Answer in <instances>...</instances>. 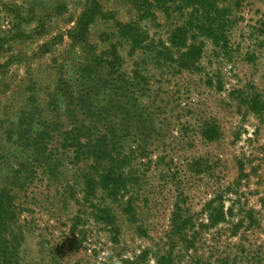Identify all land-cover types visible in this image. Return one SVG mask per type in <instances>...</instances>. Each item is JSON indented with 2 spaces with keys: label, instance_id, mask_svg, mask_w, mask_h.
Returning <instances> with one entry per match:
<instances>
[{
  "label": "rangeland",
  "instance_id": "374dc122",
  "mask_svg": "<svg viewBox=\"0 0 264 264\" xmlns=\"http://www.w3.org/2000/svg\"><path fill=\"white\" fill-rule=\"evenodd\" d=\"M87 1L0 0V184L11 185L21 163L35 172L17 182L18 264H264V110L248 105L251 96L264 101V0H217L228 43L203 39L193 70L157 60L118 27L135 23L169 46L192 5L98 0L74 43L69 32ZM69 110L127 157V195L91 198L108 221L83 200L90 160L59 149L57 171L32 166L31 139L46 127L51 150L54 132L72 124ZM212 125L219 134L210 139L203 130Z\"/></svg>",
  "mask_w": 264,
  "mask_h": 264
},
{
  "label": "trees",
  "instance_id": "16d2710c",
  "mask_svg": "<svg viewBox=\"0 0 264 264\" xmlns=\"http://www.w3.org/2000/svg\"><path fill=\"white\" fill-rule=\"evenodd\" d=\"M157 1L166 2V0ZM143 2L144 0H141L138 5H142ZM182 2L186 5L184 8L179 7L180 10H188L189 5L192 6L185 13L182 11L180 15V17L183 16L182 22L176 21L170 28L166 40L169 46L164 43L165 41L150 37L148 32L138 31L135 23L119 24V32L128 35L133 46L152 49L157 60L169 61L179 69L193 70L202 56L203 39H212L215 43L222 41V45L225 46L228 43L231 25L229 23L230 19L224 11L225 8L218 7L217 0H182ZM99 6L98 0L87 1L76 26L69 32V36L74 43L83 41L88 25L98 14ZM139 9L141 10L142 7H139ZM141 11L140 16L143 18L148 10L143 9ZM118 59V56L115 55L113 60H105L104 62L113 64ZM83 69L88 70L89 73L90 71L93 72L89 64H85ZM70 95H73L71 91L66 94L67 97H70ZM80 97L82 96L80 95ZM248 105L251 110L256 112L264 110V101L256 96H251L248 99ZM69 115L72 117V124L63 130L60 129L54 132L55 135L51 137V140L55 141L56 144L52 146L51 150L46 148L44 137H42V135L49 132L46 127L40 128L31 139V147L34 148V145L37 149L35 156H33L32 161L34 163L32 162V166L41 168L45 164H50L53 167L51 172L57 171V164L60 160L55 158V161L51 157L59 149L64 153L72 151L75 160L79 161L82 158L84 162L90 160V168L88 167L82 174L83 200H90L94 211L96 213L102 211L103 219L108 221L110 219L109 209L107 207L100 209V205L93 202L91 198L96 197L99 191L115 201L123 199L127 195L133 188V178L130 174L125 173L124 166H122L127 157L121 149L115 147L112 139H108L106 132L98 130L97 126H91L83 122L82 118L77 116L75 110H69ZM218 134V127L214 125L207 126L203 130V135L210 139L216 138ZM57 135H59V138L55 139ZM2 165L3 159L0 158V168ZM21 166L22 163L19 168L13 170L11 185L0 184V264H18L19 262V245L23 240V234L20 230L15 231V229L19 215L24 208L15 202L17 188L20 189L17 182L21 178L24 182L27 177L30 179L35 173L32 171L23 172L20 170ZM48 170L50 171V169ZM20 173H25V175ZM126 202L130 204L129 198L126 199ZM107 224H112L111 227L114 226L112 221ZM206 264L212 263L207 262Z\"/></svg>",
  "mask_w": 264,
  "mask_h": 264
}]
</instances>
